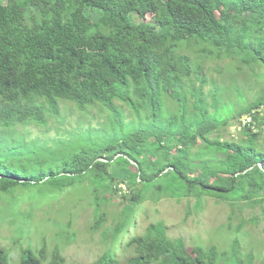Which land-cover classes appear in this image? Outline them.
Returning a JSON list of instances; mask_svg holds the SVG:
<instances>
[{"label":"trees","instance_id":"obj_1","mask_svg":"<svg viewBox=\"0 0 264 264\" xmlns=\"http://www.w3.org/2000/svg\"><path fill=\"white\" fill-rule=\"evenodd\" d=\"M188 46L194 55L180 51ZM211 56L237 68L256 65L254 84L264 86V0H0V194L11 201L33 191L58 196L88 181L94 229L105 220L101 203L114 197L126 203L123 216L146 200L194 198L200 209L213 197L259 206L264 220V88L237 110L230 96L219 105L224 89L213 80L204 90ZM230 91L244 99L237 85ZM164 98L173 102L171 113ZM116 101L130 108L135 124L125 122ZM61 102L108 111L104 129L52 146L27 141L17 127H46L59 118ZM231 123L239 136L224 139ZM125 217L111 241L133 214L130 223ZM113 246L92 264H121ZM125 246L132 249L125 264L254 259L241 256L237 240L223 252L188 248L168 237L161 221ZM64 262L58 248L48 260L46 246L39 254L26 246L17 264ZM0 264H10L2 247Z\"/></svg>","mask_w":264,"mask_h":264},{"label":"rangeland","instance_id":"obj_2","mask_svg":"<svg viewBox=\"0 0 264 264\" xmlns=\"http://www.w3.org/2000/svg\"><path fill=\"white\" fill-rule=\"evenodd\" d=\"M180 51L188 55L195 54L194 47L188 46ZM239 65L241 67L237 68L238 63L229 58L218 59L211 56L205 60L204 74L208 82L204 85V90L207 92L210 89L213 80L217 82L224 89L219 105L230 96L233 101L232 110L258 98L260 90L264 88L263 85L254 84L255 77L251 70H259L256 65ZM233 85L241 89L244 99L241 100L236 97V93L230 91ZM207 99L211 104L209 95ZM163 101L166 105L165 112L171 113L167 109L172 107L173 102L169 98H164ZM116 104L124 113L125 122L135 124L137 120L130 108L118 101ZM107 115L108 111H100L97 107L80 110L73 103L61 102L59 118H51L46 127L28 125L26 128H17L25 134L27 141L52 146L55 142L71 139L86 129L101 131ZM242 120L248 122L247 116H243ZM239 130L238 124L231 123L221 135L224 139H236ZM91 189L92 185L85 181L66 189L58 196H42L33 191L15 194L14 201H11L9 196L0 194V247L8 253L9 263L17 264L26 246L36 254L46 246L48 260L58 248L64 257V264H92L112 243L116 249L115 255L121 264H125L132 253V249L125 246L126 242L133 235L144 234L150 224L159 221L164 223L168 237L183 239L188 248L197 245L204 248L216 246L223 252L230 249L237 240L242 257L252 254L253 264H260L264 258V220L259 206L249 203L232 205L213 197H205L201 208L196 209L194 198L176 200L165 197L158 203L146 200L136 206L133 213L126 209L123 216L126 203L121 197H114L101 203L100 212H104L105 220L94 229L97 212ZM7 205L12 209H5ZM125 216L130 225L111 241L114 235L111 233ZM107 230L111 235L106 237Z\"/></svg>","mask_w":264,"mask_h":264},{"label":"built area","instance_id":"obj_3","mask_svg":"<svg viewBox=\"0 0 264 264\" xmlns=\"http://www.w3.org/2000/svg\"><path fill=\"white\" fill-rule=\"evenodd\" d=\"M248 121L250 120V117H247Z\"/></svg>","mask_w":264,"mask_h":264}]
</instances>
